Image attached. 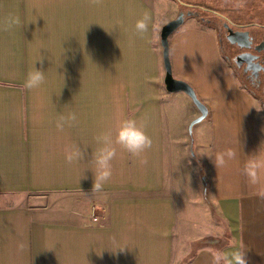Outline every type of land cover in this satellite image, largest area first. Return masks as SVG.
<instances>
[{
  "label": "crops",
  "instance_id": "1",
  "mask_svg": "<svg viewBox=\"0 0 264 264\" xmlns=\"http://www.w3.org/2000/svg\"><path fill=\"white\" fill-rule=\"evenodd\" d=\"M172 17L147 0H0V22L19 20L0 30V264H212L216 250L264 264L259 105L216 33L185 20L168 39L172 73L208 109L189 133L197 108L163 84L159 32ZM33 65L45 82L27 90ZM70 112L77 123L57 130ZM129 118L153 141L147 163L117 146L91 192L95 136ZM71 145L86 155L68 164Z\"/></svg>",
  "mask_w": 264,
  "mask_h": 264
},
{
  "label": "flooded vegetation",
  "instance_id": "2",
  "mask_svg": "<svg viewBox=\"0 0 264 264\" xmlns=\"http://www.w3.org/2000/svg\"><path fill=\"white\" fill-rule=\"evenodd\" d=\"M172 1L216 33L222 56L264 114V0Z\"/></svg>",
  "mask_w": 264,
  "mask_h": 264
},
{
  "label": "clouds",
  "instance_id": "3",
  "mask_svg": "<svg viewBox=\"0 0 264 264\" xmlns=\"http://www.w3.org/2000/svg\"><path fill=\"white\" fill-rule=\"evenodd\" d=\"M92 4H99L101 0H91ZM148 17L145 16L138 20L135 28L138 33H144L148 30ZM18 19H7L0 22V30H8L13 24H18ZM101 27V26H100ZM118 46V45H117ZM43 57L37 61H42ZM36 61V62H37ZM45 82L44 71L34 67L27 73L23 87L27 90L40 88ZM77 114L70 112L66 115H59L55 121V127L63 131L65 127H72L77 123ZM146 125L139 123L135 119H122L114 130H107L95 136L96 149L91 155L90 170L93 176L91 192H99L112 176V161L117 156V146L128 152L132 157L139 158L140 163L146 164L147 159L142 154L151 149L153 141L145 132ZM86 151L78 145H71L65 150V160L68 164L76 163L84 159ZM231 155V154H229ZM217 164H223L222 157H218ZM250 167L255 168L256 164ZM85 172V171H84ZM254 176V173H250ZM23 247V245H21ZM212 264H247L245 252L234 251L231 253L222 250L213 252Z\"/></svg>",
  "mask_w": 264,
  "mask_h": 264
},
{
  "label": "water",
  "instance_id": "4",
  "mask_svg": "<svg viewBox=\"0 0 264 264\" xmlns=\"http://www.w3.org/2000/svg\"><path fill=\"white\" fill-rule=\"evenodd\" d=\"M188 14H184L183 12H179L175 18L170 19L169 21L165 22L159 32L160 38V45L162 48V61L164 67V78L163 84L164 88L169 93L175 92H183L185 93L192 103L197 108L199 115L192 119L188 125V131L191 134L193 126L197 123L203 121L207 114L208 109L206 105L198 98L194 89L185 81L177 79L173 76L172 67L169 57V42L168 39L170 35L175 32L185 21ZM264 110V106H263ZM192 153V152H191Z\"/></svg>",
  "mask_w": 264,
  "mask_h": 264
},
{
  "label": "rangeland",
  "instance_id": "5",
  "mask_svg": "<svg viewBox=\"0 0 264 264\" xmlns=\"http://www.w3.org/2000/svg\"><path fill=\"white\" fill-rule=\"evenodd\" d=\"M148 2H152L153 4H155L156 8L158 9V16H163L165 15V13H169L170 16L173 15L172 18H175L176 15L178 14V12L175 10V6H174V2L172 0H147ZM162 18V17H161ZM186 21H189L190 18H186ZM191 20H194L193 18H191ZM185 22V21H184ZM201 25V24H200ZM259 112L262 114L263 119H264V114L259 106ZM202 122V121H201ZM200 122V123H201ZM199 124V123H197ZM195 124V125H197ZM194 125V126H195ZM205 174V173H204ZM214 220L216 221V216L214 218Z\"/></svg>",
  "mask_w": 264,
  "mask_h": 264
},
{
  "label": "trees",
  "instance_id": "6",
  "mask_svg": "<svg viewBox=\"0 0 264 264\" xmlns=\"http://www.w3.org/2000/svg\"><path fill=\"white\" fill-rule=\"evenodd\" d=\"M192 138V136H191ZM193 145V143H191ZM191 156L192 158L200 165L201 167V170L203 171L204 167H203V163H202V160L196 155V153L193 151V148H191ZM203 177H204V180H205V188L207 190L208 188V185H209V182L207 181V178L205 177V175L203 174ZM183 264V263H181Z\"/></svg>",
  "mask_w": 264,
  "mask_h": 264
}]
</instances>
